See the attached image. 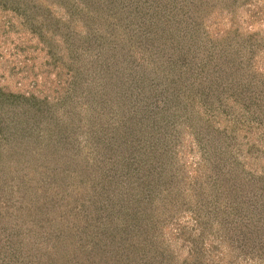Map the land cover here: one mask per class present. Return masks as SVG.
Masks as SVG:
<instances>
[{
	"label": "trees",
	"instance_id": "1",
	"mask_svg": "<svg viewBox=\"0 0 264 264\" xmlns=\"http://www.w3.org/2000/svg\"><path fill=\"white\" fill-rule=\"evenodd\" d=\"M235 1L0 0L46 46L63 88L0 86V223L48 236L25 235L38 251L20 264H220L215 242L264 264V34L212 30ZM79 174L99 180L104 201L94 223L73 207L75 232L57 213Z\"/></svg>",
	"mask_w": 264,
	"mask_h": 264
},
{
	"label": "rangeland",
	"instance_id": "2",
	"mask_svg": "<svg viewBox=\"0 0 264 264\" xmlns=\"http://www.w3.org/2000/svg\"><path fill=\"white\" fill-rule=\"evenodd\" d=\"M232 4H228V2L222 4L226 6V10L224 12H215L213 14L212 16L213 31L220 30L221 32H223L224 30H228L232 25H237L241 27L244 31L252 32L256 30L259 31L261 35L264 34V0H254L251 6H248V4H244L243 0H236L234 5ZM233 10H235V12L237 13V19L235 21L232 20L231 18L232 13H230ZM54 12H56V14H59L61 11L57 10V8L55 7ZM232 22L234 23L232 24ZM62 36L63 35H61V37ZM58 43L60 42L58 41ZM53 61L54 60L52 59V57L51 58L49 57L46 46L40 41L39 37L36 34L32 33L30 30L26 28L21 16L14 9L12 10L11 8H2L1 5L0 6V86L7 87L9 90H12L13 92L22 91L28 94L32 92L36 94L50 93L56 88L60 89L61 86L59 82L58 72H61V68H57L58 66L56 67L57 65L56 62ZM258 61L259 64L262 67H264V51H262L258 56ZM68 77H69L68 70L67 71L62 70L61 79L63 80V82L65 81V78ZM99 81L100 79L96 80L95 82L96 86L94 87H100ZM63 82L61 83L63 84ZM62 89L63 88H61L59 91H61ZM157 106L162 108V104ZM95 114L96 116H102L103 115L102 109H97V113L94 112L93 115ZM34 132L38 133L37 131ZM79 134L80 137H82V133L80 130L77 131V135ZM190 140H191L190 137L186 136V144H188ZM94 155L95 154H92V156L90 157L94 158ZM185 157L187 158L192 157L189 159L191 162L192 160L194 161L199 160V154L191 155V156L186 155ZM85 175L86 174H81V175L79 174L78 177L75 176L70 177L68 180L69 185L63 188L64 189L63 191L66 194L64 204L65 206L67 205V208H65L66 212H61V213L59 212L57 214L62 215L65 218H68L67 221H69V223L67 221L65 222V226L68 230H70V227L74 229V231L78 228L77 227L78 224L77 226H75L72 223L73 222L72 220L76 221L75 218L77 211L73 210V207L75 206L81 205L80 207L83 210V213L85 214H86L85 209H88L87 212L91 219L101 216L98 213H99V209L101 210L103 206L101 204L99 205V203L103 202L104 198L101 196L98 197L97 195L93 194L94 191H97V193H99L98 192V190H100L98 189V187H100V184L98 183L99 180L96 181L98 187H94L95 185H93L94 183L92 182L93 180L86 178ZM113 186L114 187L118 186L117 181H115ZM61 195H63V192ZM93 201L98 202L97 205L99 207L98 211H95L97 206L93 204ZM91 208H94L92 213H90L89 210ZM64 214H68V216ZM184 219H186V222L189 223L188 225L194 226L193 219H191L190 215L186 216ZM1 220L3 222L0 223V226L1 227L3 226L4 228V229H0V246H1L0 252L2 253L1 255H5L4 253H8L12 256L16 253L14 251H17L15 255V261L14 259H12V263L20 264L19 262L20 260H22V255L24 256L33 250L34 252L38 251V247L34 248L35 247L34 244L32 245L31 249L28 248L27 246L28 244L24 246L25 248L23 247L22 242L25 241L23 240L24 236L27 235L26 237H28L30 235L27 233L24 234L26 229L20 223H14V221H12L11 218L8 217V215L3 216ZM92 222L94 223V219H92ZM70 224H73V226H71ZM81 225L84 226V224ZM53 228L55 227L53 226ZM84 234H86V232H84ZM47 237L48 236L44 234L41 236V234L38 233L37 231V235H35V238H33V235L31 238L35 239L37 244L38 239H48ZM9 243L11 249L7 250V245ZM92 243H93L92 246H86L85 248L90 250L91 253H94L93 249L94 247L96 248L97 246L95 245L93 239H92ZM208 244H211L210 240H208ZM45 246L47 248L50 247V252L54 251L53 249L55 248V245H53V241H51V243L43 242L42 248H44ZM63 247L64 245H60L58 248V252L62 251ZM226 247L227 246L225 242H215L214 244H211L210 248L215 255H218V257L224 256V258H218V261L221 260L219 262L220 264H230V261L233 260H235L236 264H262L261 261H259L258 259L249 260V261H244L241 259L236 260L237 257L229 253L230 250ZM56 251L57 248L55 249V252ZM55 252L54 255L57 253ZM70 252L74 253L75 251H70ZM77 253L78 252L76 251L75 254ZM70 254L71 253H69L68 256H70ZM51 261L52 259L50 260L49 263H51ZM89 261L90 264H99V262H101V258L98 256H92L89 258ZM8 264L11 263L9 262Z\"/></svg>",
	"mask_w": 264,
	"mask_h": 264
}]
</instances>
